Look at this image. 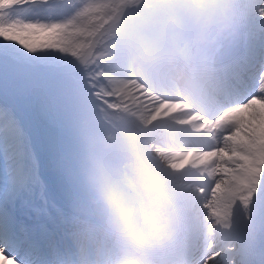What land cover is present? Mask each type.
Masks as SVG:
<instances>
[{
    "label": "snow or ice",
    "instance_id": "6c2138e0",
    "mask_svg": "<svg viewBox=\"0 0 264 264\" xmlns=\"http://www.w3.org/2000/svg\"><path fill=\"white\" fill-rule=\"evenodd\" d=\"M244 2L242 25L209 38L217 77L235 97L230 107L235 134L228 139L237 146L212 155L236 156L242 163L217 167L215 207H207L217 218L227 208L231 229L230 210L238 203L244 222L229 236L240 239V249L228 250L240 256V264H264V143L258 167L248 155L257 140L253 125L264 127V0ZM89 11L85 0H0V264H67L68 208L52 219L45 239L10 209L22 211L28 204L25 192L39 183L35 122L50 131L43 165L61 173L60 132L93 94ZM57 180L64 196L62 173ZM18 200L23 201L20 209ZM219 255L205 257L203 264ZM224 264H235V258Z\"/></svg>",
    "mask_w": 264,
    "mask_h": 264
},
{
    "label": "bare ground",
    "instance_id": "6f19581e",
    "mask_svg": "<svg viewBox=\"0 0 264 264\" xmlns=\"http://www.w3.org/2000/svg\"><path fill=\"white\" fill-rule=\"evenodd\" d=\"M168 1L169 0H133V3H130V0H85V4L90 9L89 13H99L104 17L109 16L106 24L109 25L111 29L115 28L118 30L121 26H123V28L128 26L125 20L120 21L115 18L123 9L129 8L130 10L136 6L140 7L143 14L153 13L156 9L158 11V4ZM193 1L196 2L197 5L200 3V7L196 8L194 4H192V0H189V6L186 4L185 7L180 8L182 15H184V9L188 14L190 12L191 16L194 14L198 15L199 12L210 15L216 13V3H209L206 2V0ZM220 1L221 0H216V2ZM226 6H229L232 12L233 23L237 28L240 27L246 9L244 0H235V2L234 0H228ZM128 13L129 11L126 14ZM222 22H224L225 25L227 24L224 17L219 21V23ZM198 23L202 25L206 24L201 19H199ZM197 28L200 29V27ZM197 28L193 27L191 30L187 31L184 29L183 35L187 37V44L184 46L179 47L176 46V44L175 46L174 44L164 45L167 43L166 41L163 45L158 46L157 49L159 51H156L157 53H162L160 57H155L154 52L156 51L153 49V52L150 49V56L153 55L151 74L157 75V81H154L153 77L149 74L142 79L132 75L137 69H141L139 68V60L140 57H143L141 56L142 51L140 52L138 49L136 51H130V49L125 48V55L128 56V59L123 61L122 57L118 55V50H120V46L118 47L119 43L110 46V51L113 53V55L109 56L110 60L117 58L122 61L121 70H119V72L123 75H120V81H123V83L125 82L126 85L120 84L123 87L118 90V93L116 92L119 99L117 101L110 95L105 84L100 81L101 79L99 80L100 74L103 71L98 68L94 72V79L92 81L94 85L93 94L89 98L90 102L100 111L99 113H101V117H103V126L110 129L112 132L113 137L110 143L112 142L114 146L112 152L108 151L110 156L116 157V154L120 155L124 153L121 142H134H132L133 145L131 144L130 146L133 147L135 153L132 154L131 152V154L128 155L127 152L130 149H126V156L124 155L123 159L124 162L129 161V166H127L126 163L124 166L122 165L124 171L118 174L126 182H130L134 179L136 185L143 187L144 185L138 180L139 176L145 173L149 174L151 183L148 189L151 188V191H149L154 197V207L162 218L165 225V232L173 225L182 227L187 226L201 231L195 247L194 257L188 264H203L205 257H212L213 253L217 251L223 252L224 249L233 246L232 243L236 242L240 244V239L229 236V233L234 232L237 225L244 222L243 210L237 203L230 210L232 228L229 229L227 226L229 223V210L225 208L224 216L220 218L212 215V210L207 207L210 203L215 207L213 196L209 195L210 193L208 192L210 190L203 192L188 183V180L192 181L193 184L205 183L203 181L201 182L194 174L201 172V170L205 169L207 166H212L214 164L216 167L215 169H217L218 165L224 162L230 164H232L231 162H237L238 164L242 163L236 156L222 157L220 155H212V153H216L225 148L229 151H234L236 149L237 146L234 142L228 139L230 135L235 134L232 128L235 114H230L229 110L228 113L221 115L220 112L224 109L218 108L211 115V121L204 124L203 117L194 110L195 106L192 103L193 92L191 91V84L187 73L191 72L194 78L201 83L213 81L217 78V75L210 72V70L216 71V59L212 53L211 45L208 41L209 38L203 37L200 42V32H195ZM221 30L223 29H219L216 26L214 32L217 33V31ZM204 36H207L206 32ZM145 53L144 55L147 54ZM200 55L203 56L199 57ZM211 61L215 63L211 64ZM192 63H195V65L193 66ZM145 68L143 69L145 70ZM122 76L125 79L122 78ZM111 78L116 79L115 75H112ZM174 96L180 97L182 101H173L176 99ZM173 97L175 99L171 100ZM137 101L141 103L138 108H136ZM156 102L159 103L156 107V112H158L156 116L158 117L156 118V116H153L148 119L145 118V120L144 117L148 116L152 107L155 108ZM135 109L136 112L141 110L142 113L132 116L131 113ZM184 120V123L180 122ZM174 128L178 130L175 134H170L166 131L167 129H173L174 131ZM200 131L202 133H200ZM253 136L257 137L256 144L248 155L253 158V162L256 163L258 167L260 162L259 146L264 143V140L259 138L264 137V127H256L253 125ZM149 140L152 141L151 147L148 143ZM99 145L98 148H103L104 151L106 150V148H104V142H101ZM192 146H194L193 149L191 148ZM152 148H156L158 153H152ZM143 152H146V154ZM156 154H160V156L152 157ZM190 156H192V159ZM116 164H118V162ZM116 164L114 163L115 166ZM118 166L117 170L119 168ZM187 166L190 167V169H188ZM3 167L4 159L3 156H0V173H2ZM215 169H213L210 177L216 176V181H218L221 177L217 176ZM130 175L133 177L131 180ZM39 176V183L33 184L30 191L25 192L24 198L28 201V204L23 206V210H10L14 211L17 219L26 228L40 230L45 228L51 231L50 224L54 216L57 212L60 213L62 210L66 211L67 208L61 205L57 200V196H53L54 194L52 195L50 193V188L45 186L44 179L41 177L39 178ZM160 176H162L161 179ZM52 188L53 187H51V190ZM157 190L159 193H157ZM166 193L169 195H166ZM192 195L193 197H191ZM195 195H199V197L197 198ZM22 204L23 201L18 200L16 209H20ZM40 210L41 213H39ZM219 247L223 248L219 249ZM229 257L235 258V264L240 263V256L236 255L235 252H231L227 255H221L220 253L219 256L208 259L207 264H216V262L224 264V261Z\"/></svg>",
    "mask_w": 264,
    "mask_h": 264
},
{
    "label": "rangeland",
    "instance_id": "374dc122",
    "mask_svg": "<svg viewBox=\"0 0 264 264\" xmlns=\"http://www.w3.org/2000/svg\"><path fill=\"white\" fill-rule=\"evenodd\" d=\"M227 1L228 0H221L220 2H216V0H206V2H209V3H214V4L216 3L215 4L216 13L214 15L206 14L204 12H199L198 15L194 14L191 16V13L189 12V14H188L185 11V9H184V15H182L180 12V8L185 7L186 4H188V6H189V0H169L166 3L164 2V3L158 4V6H159L158 11L156 9L155 12L147 13V14H145V13L143 14V12H141L140 7L134 6V8H132L130 10H129V8H126V9H123L122 11H120V13L117 16H115V18L117 20H120V21L125 20L126 23L128 24V26L126 27L127 29L123 28V26H121V28H119L118 30H116L115 28L111 29V27L106 24V21L109 19V16L104 17L102 14H99V13H96V14L88 13V18L92 22V31H93V36H92L91 41H90V43L92 44V48H91V51L88 55L89 66L93 69V72H95V70L98 68H100L103 71L100 74L99 80L101 79L100 81L105 84L110 95H112L118 101L119 100L118 94H117L118 90L123 87L120 84L126 85V83L125 82L123 83V81H120V79H121L120 75H123V74H120V72H119V70H121V66H122L121 62L122 61L120 59H117V58H113L112 60H110L109 56L113 55V53L110 51V46L114 45L115 43H119L118 47L120 46L119 47L120 50H118V55H120L122 57L123 61H126L128 59V56L125 55V48L130 49V51H136L137 49L140 52L142 51L141 56H143V57H140V60H139V63L141 66V67L139 66V68H141V69H137L132 74L135 77L142 79L144 76L146 77L147 74H151L153 55L150 56V53H149L150 49H151V51H153V49H154V51H156V50L159 51L157 49V47L163 45L165 43V41L167 43L164 45H167V44L173 45L174 44V46H175V44H176V46H179V47L186 45L187 44V37H186V35H183L184 29H185V31H187V30H191V28H193V27H196V28L200 27V29L197 28L195 30V32H200V40L199 41L201 42V39L203 37L210 38L211 35H208V32L211 29L215 28L216 26H218L219 29H221V27H222L223 30L237 28V26L232 21L233 17H232V12L230 11V8H229V6H226ZM193 2L194 1L192 0V4H194V6L196 8L200 7V3H198V5H197L196 2H194V3ZM234 2H235V0H234ZM130 3H133V0H130ZM128 11H129V13L126 14ZM198 16H199V18H198ZM223 17L225 18V21L227 22L226 25L224 24V22L219 23V21ZM199 19H201L206 24L202 25V24L198 23ZM205 32H206L207 36H204ZM217 32H219V31H217ZM208 41H209V39H208ZM128 44L130 47L128 46ZM157 51L154 52V54H155L154 56L160 57L162 55V53H160V52L157 53ZM144 53L147 56L144 55ZM201 56H203V55H200L199 57H201ZM114 61H115V63H114ZM210 63L214 64L213 61H211ZM148 65H150V66H148ZM192 65L194 66L195 63H192ZM142 67L145 68V70ZM142 70H144L145 72ZM105 72H108V73H105ZM115 72H116V74H115ZM126 72H127V70H126ZM109 75L111 77H112V75H115L116 79L115 78L112 79ZM189 75L191 76V74H189ZM156 77L157 76H154V78H156ZM122 78H124V77L122 76ZM110 79H111V81H110ZM115 86H116V88H115ZM113 91H115V92H113ZM175 98L173 97V99H175V100H173V99L172 100L173 101H182L181 98H179L177 96H175ZM157 104H159V103L156 102L155 108L152 107L150 109L151 111H149L150 113L148 114V116L144 117V119L145 118L148 119L150 117L158 115V112H156ZM140 105H141L140 101H137L136 108L140 107ZM99 112L100 111L96 108V106L94 104H92V102H90V99H89L83 108H81L80 110L73 113L66 120V122L64 123V126L60 132V150L62 153L61 173H62L63 179H64V196H63L62 190L60 188L59 182L57 180V176L61 173H58L56 170L51 169V168H47L43 165V160H44V156H45L44 145H45V143H46V141L50 135V131L48 129H46L45 127H43L39 123V121L35 122V124L33 126V133H34V137H35L36 144H37L36 155L38 157V163L40 164V167L38 170V176L40 175L39 178L41 177L44 179L45 186L50 188L49 189L50 193L52 195L54 194L53 196H57V198H58L57 200L61 203L62 206H65L66 208H68V206L71 202L78 200L82 196V194H83L82 172H83V169L85 167L87 157H88L91 150L98 148L100 146L99 144L101 142H104V144H105L104 148H106L105 153L109 157V159L111 161H113L112 163H113L114 168H116L115 170L117 171V173L124 171L123 166L125 163L127 164V166H129L128 165L129 161L124 162V160H123L124 155L126 156L127 150L130 149L127 152L128 155L131 154V152H132V154L135 153V150L133 149V147L130 146L131 144L133 145V143H134L133 141L121 142V144H122L121 146L123 147L124 153H121L120 155L116 154V157L110 156L108 151L112 152V148H113L114 144H112V142L110 143V141H112L113 136H112V132L110 131V129L103 126V122H102L103 117H101L102 115ZM138 113H142V111L140 110L139 112H136V109H135L131 113V115L136 116V114H138ZM157 117L158 116H156V118ZM180 122H182V121H180ZM174 129H177V128H174ZM172 130L173 129H167L166 131L171 132ZM175 131H177V130H175ZM200 133H202V132L200 131ZM149 141H148V143L151 147L152 141H150V142ZM125 146H126V148H125ZM191 148L193 149L194 146H192ZM131 149H132V151H131ZM143 153L146 154V152H143ZM152 153H158V150L156 148H153ZM118 155H119V157H118ZM0 156H2V155H0ZM159 156H160V154H156L152 157H159ZM149 157H150V155H149ZM190 158L192 159V156H190ZM116 159H117V161H116ZM119 159H122L124 163L122 162V160H119ZM117 162H118V164H116ZM114 163L116 164V166L114 165ZM231 163L232 164H230L228 162H224V163L218 165V167L219 166H227L228 168L231 169V168H235L238 165L237 162H235V163L231 162ZM117 166L119 167L118 170H117ZM215 168L216 167L213 164L212 166H207V167H205V169H202L201 172H199L200 176H199V173L194 174L198 177V179L201 182L202 181L205 182V183H203L204 185L200 184V183L193 184L192 181H190V180H188V183L191 186L193 185L194 187H197L198 190H201L203 192H207L208 190H210V191H208L210 193L209 195H212V188L214 186V183L217 182L216 181L217 179H216V176L210 177V175L213 172V169H215ZM188 169H190V167H188ZM215 171H216V169H215ZM206 174L208 175V177ZM202 175H204V176H202ZM132 178L133 177L131 176L130 180ZM161 178H162V176H160V179ZM142 179H145V180H142ZM138 180L142 185H144V187H146L145 189L151 191V188L148 189L149 184L151 183L150 178H149V174H147V173L141 174L139 176ZM130 183L135 184L134 179L132 181H130ZM51 187H53L52 190H51ZM54 191H55V193H54ZM157 193H159L158 190H157ZM166 195H169V194L166 193ZM199 195H195V196L198 198ZM191 197H193V195ZM41 210L39 211V213H41ZM29 216H31V215H29ZM232 244L234 245V243H232ZM220 248H223V247H219V249Z\"/></svg>",
    "mask_w": 264,
    "mask_h": 264
},
{
    "label": "clouds",
    "instance_id": "9594fccd",
    "mask_svg": "<svg viewBox=\"0 0 264 264\" xmlns=\"http://www.w3.org/2000/svg\"><path fill=\"white\" fill-rule=\"evenodd\" d=\"M82 186L68 206L67 264H170L153 194L123 180L103 148L90 151Z\"/></svg>",
    "mask_w": 264,
    "mask_h": 264
}]
</instances>
